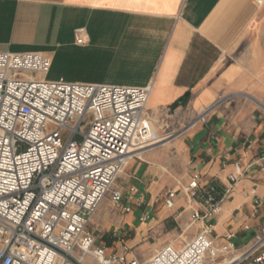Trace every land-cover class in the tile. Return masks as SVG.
Segmentation results:
<instances>
[{
	"label": "crops",
	"instance_id": "obj_1",
	"mask_svg": "<svg viewBox=\"0 0 264 264\" xmlns=\"http://www.w3.org/2000/svg\"><path fill=\"white\" fill-rule=\"evenodd\" d=\"M78 27L84 45L75 43ZM63 45L82 61L70 81L149 85L148 117L168 132L184 130L118 175V207L131 206L123 223L190 219V176L221 194L239 165L221 212L188 234L210 226L212 236L233 234L238 248L247 246L264 226V0H0V52L51 58ZM168 188L177 191L171 209L162 202ZM97 211L104 215L102 202Z\"/></svg>",
	"mask_w": 264,
	"mask_h": 264
},
{
	"label": "built area",
	"instance_id": "obj_2",
	"mask_svg": "<svg viewBox=\"0 0 264 264\" xmlns=\"http://www.w3.org/2000/svg\"><path fill=\"white\" fill-rule=\"evenodd\" d=\"M73 34L86 44L84 27ZM50 66L40 52H0V264H86L89 256L98 264H264V226L244 248L233 234L217 239L204 226L183 245L165 244L144 260L129 257L122 241L110 251L96 244L92 215L105 198L122 203L118 175L155 145L136 144L151 138V87L50 80ZM239 175L235 165L218 194L192 174L183 187L190 224L219 214ZM176 196L166 189L163 205L173 208Z\"/></svg>",
	"mask_w": 264,
	"mask_h": 264
},
{
	"label": "rangeland",
	"instance_id": "obj_3",
	"mask_svg": "<svg viewBox=\"0 0 264 264\" xmlns=\"http://www.w3.org/2000/svg\"><path fill=\"white\" fill-rule=\"evenodd\" d=\"M81 62L77 49L63 45L59 49L57 48L55 54L52 55L50 70L46 77L50 80L63 77L65 80L70 81L69 79L73 75H80L79 66ZM149 119L151 127L157 130V133L152 135L151 143L149 144H155L153 147H157L164 142L163 138L167 137L171 132H168L169 130L165 129V126L154 124L153 120ZM179 132L178 135H182L184 130ZM102 205L105 207L104 215H97L98 211L96 210L90 219L89 230L96 237L97 243L104 240L108 251L116 249L118 243L122 241L127 244L128 253L131 256L144 260L165 244L170 243L175 247H179L191 238L188 232L192 228V224H190V219L188 218L180 217L174 220L173 223H168L165 227L156 226L154 223L142 227L141 223L138 224L137 222L123 223L124 212L118 206H113L108 198L102 201ZM213 236L215 237V235ZM216 238L218 239L219 237ZM159 241L162 244L158 246ZM238 244L236 242V245ZM85 262L86 264H98L90 256L85 258Z\"/></svg>",
	"mask_w": 264,
	"mask_h": 264
},
{
	"label": "bare ground",
	"instance_id": "obj_4",
	"mask_svg": "<svg viewBox=\"0 0 264 264\" xmlns=\"http://www.w3.org/2000/svg\"><path fill=\"white\" fill-rule=\"evenodd\" d=\"M151 138H152V128H151ZM151 138H150V141H151ZM150 141L149 142H146V143L137 142L136 143L137 144V148H141V146L144 147L146 145H149Z\"/></svg>",
	"mask_w": 264,
	"mask_h": 264
}]
</instances>
